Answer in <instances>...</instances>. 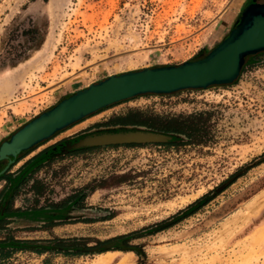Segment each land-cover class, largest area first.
<instances>
[{
  "label": "rangeland",
  "instance_id": "374dc122",
  "mask_svg": "<svg viewBox=\"0 0 264 264\" xmlns=\"http://www.w3.org/2000/svg\"><path fill=\"white\" fill-rule=\"evenodd\" d=\"M251 1L0 0V143L106 76L196 60L227 36ZM32 29L42 42L28 51ZM20 55L28 58L10 67ZM130 109L190 115L198 134L188 144L182 136L165 135L174 145L68 151L83 137L115 132L101 124ZM61 140L59 156L33 176L44 184L42 194L33 196L28 183L10 206L44 207L72 194H85L83 199L40 219L7 216L0 239L86 238L93 246L94 240L127 235L126 243L113 244L128 249L81 256L14 250L0 264H97L107 256L113 257L109 264L128 256V264H183L182 248L207 245L222 223L242 211L244 232L215 239L225 250L216 264H232L233 253L264 223V56L248 60L227 85L139 95L102 108L19 153L8 172ZM260 251L264 255V243Z\"/></svg>",
  "mask_w": 264,
  "mask_h": 264
},
{
  "label": "water",
  "instance_id": "95a60500",
  "mask_svg": "<svg viewBox=\"0 0 264 264\" xmlns=\"http://www.w3.org/2000/svg\"><path fill=\"white\" fill-rule=\"evenodd\" d=\"M261 52H264V0L247 4L227 36L200 59L109 75L61 99L0 143V161H7L0 174L19 153L102 108L139 95H167L230 84L239 75L244 58ZM168 140L163 134L134 130L83 137L67 148L155 144Z\"/></svg>",
  "mask_w": 264,
  "mask_h": 264
},
{
  "label": "trees",
  "instance_id": "16d2710c",
  "mask_svg": "<svg viewBox=\"0 0 264 264\" xmlns=\"http://www.w3.org/2000/svg\"><path fill=\"white\" fill-rule=\"evenodd\" d=\"M29 30L31 44L27 50H38L41 40L40 38H34L33 33L35 31ZM207 53V52H206ZM205 53V54H206ZM205 54L201 55L197 59L202 58ZM264 56V52L257 53L252 56L244 58V64L250 59H259ZM27 56H19L16 60L10 62L9 66L14 67L17 63L26 60ZM196 59V60H197ZM243 64V65H244ZM101 126L105 128L116 129L115 132L134 131L129 129L142 128L144 131L153 132L164 135L182 136L185 139V144L193 143L194 137L198 134V128L193 121L192 116L180 117V116H158L152 114L147 110L130 109L120 115H113L106 120ZM121 130V131H120ZM171 141L163 144L164 146L174 145V138H170ZM65 140L58 141L51 144L36 154L25 160L14 172L9 173L8 169L0 174V181L4 182L3 187L0 190V228L2 226L5 217H28L33 219H40L47 214H55L58 209L64 207H77V204L83 199L85 194H72L56 204H48L44 207H31L26 209H12L10 203L13 197L18 193L21 187L26 186L28 183V191L32 192L33 196L39 197L44 191V184L40 180H36L33 176L42 167L48 165L57 156H59L62 150V144ZM40 145V144H39ZM38 146V145H37ZM129 146V145H125ZM135 146V145H130ZM113 148L115 146H106L105 148ZM104 147H93L83 149H69L71 152H79L83 150H97ZM31 150H28L30 152ZM23 153V152H22ZM21 159L20 156L13 158V164L17 163ZM2 161H0V164ZM2 168L0 167V170ZM36 202V200H35ZM53 222H45L46 226H53ZM128 236H118L105 241L94 240L93 246H88V239L86 238H66L58 239L53 238L50 240L41 241H23L13 240L12 236L6 235L0 239V261L8 258L14 250H28L37 254L54 253L62 256H81L100 254L108 250H125L128 247H123L120 244H113L117 241H123ZM126 243V242H124ZM137 256L140 254L134 248H130Z\"/></svg>",
  "mask_w": 264,
  "mask_h": 264
},
{
  "label": "bare ground",
  "instance_id": "6f19581e",
  "mask_svg": "<svg viewBox=\"0 0 264 264\" xmlns=\"http://www.w3.org/2000/svg\"><path fill=\"white\" fill-rule=\"evenodd\" d=\"M260 198H262V197H260ZM254 208H256V207H254ZM249 210H254V209H249ZM246 212H248V211H246ZM257 213H258V211L254 214V216ZM242 216H243V214L241 211V212H238L237 214H235L234 216H232L229 220L222 223L219 226V228L217 229V231L213 233L215 236V238H213V241H210L207 245H204L202 247L198 245L199 248L194 249L192 252L186 250L185 247L182 248L181 249V255H182L183 264H216V263H220L222 256H224L225 250H224V246L218 247L216 241L218 238H221L222 236H225L228 240L232 235L238 236L241 233H243L244 229H242V226L248 221H245V220L243 221L241 219ZM240 219L242 221H239ZM214 236H212V237H214ZM215 239H216V241H215ZM244 243L246 244V246H242V248L240 247V249H238V251L236 253H233L234 260H232V264H234L233 261L236 262V264H260L261 260L264 256V255H262V253L260 251V245L264 243V223L259 225L250 234V236L247 237V239L245 240ZM177 251H180V250H176V252ZM100 259H101V257L99 258V260ZM112 259H113V257H108V256L102 257V259L97 264H109V262ZM131 261H133L131 259V256H128V257H125L122 260H120L118 264H128ZM224 264H226V263H224Z\"/></svg>",
  "mask_w": 264,
  "mask_h": 264
},
{
  "label": "flooded vegetation",
  "instance_id": "af4514ba",
  "mask_svg": "<svg viewBox=\"0 0 264 264\" xmlns=\"http://www.w3.org/2000/svg\"><path fill=\"white\" fill-rule=\"evenodd\" d=\"M251 2H256L255 0H252ZM69 150V149H68Z\"/></svg>",
  "mask_w": 264,
  "mask_h": 264
}]
</instances>
